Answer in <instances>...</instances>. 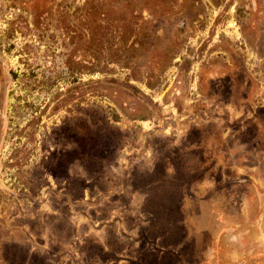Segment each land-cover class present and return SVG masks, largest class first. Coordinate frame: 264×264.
<instances>
[{
    "label": "rangeland",
    "instance_id": "374dc122",
    "mask_svg": "<svg viewBox=\"0 0 264 264\" xmlns=\"http://www.w3.org/2000/svg\"><path fill=\"white\" fill-rule=\"evenodd\" d=\"M0 264H264V0H0Z\"/></svg>",
    "mask_w": 264,
    "mask_h": 264
},
{
    "label": "trees",
    "instance_id": "16d2710c",
    "mask_svg": "<svg viewBox=\"0 0 264 264\" xmlns=\"http://www.w3.org/2000/svg\"><path fill=\"white\" fill-rule=\"evenodd\" d=\"M131 11V10H130ZM135 12V11H134ZM127 13V12H126ZM131 13H132V11H131ZM127 14H129V12L127 13ZM105 15H106V13H105ZM123 16H125V14H123ZM104 17V16H103ZM112 22L108 25H106L107 26V28H109V29H113L114 31L112 32V30H111V32H110V39H113L114 38V36H113V34L115 33V34H117L118 33V41H117V43L121 46V47H126V45L128 44V42H129V40L131 39V33H129L127 30H128V25H114V22L116 21V19L114 18V17H112ZM91 21H92V23H91ZM91 21H89L88 22V25L91 27H93V25H95V23H96V20L95 19H93V20H91ZM35 26H37L38 25V21H35ZM112 44H115V41L114 42H111V45ZM118 49H119V47H118Z\"/></svg>",
    "mask_w": 264,
    "mask_h": 264
}]
</instances>
